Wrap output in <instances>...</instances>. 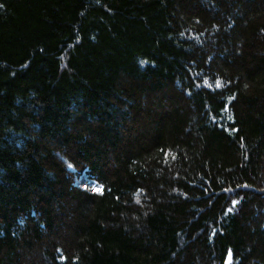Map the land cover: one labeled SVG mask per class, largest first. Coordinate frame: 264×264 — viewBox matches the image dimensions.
<instances>
[{"label":"trees","instance_id":"obj_1","mask_svg":"<svg viewBox=\"0 0 264 264\" xmlns=\"http://www.w3.org/2000/svg\"><path fill=\"white\" fill-rule=\"evenodd\" d=\"M0 264H264V0H0Z\"/></svg>","mask_w":264,"mask_h":264},{"label":"rangeland","instance_id":"obj_2","mask_svg":"<svg viewBox=\"0 0 264 264\" xmlns=\"http://www.w3.org/2000/svg\"><path fill=\"white\" fill-rule=\"evenodd\" d=\"M78 181H79L78 182L79 186L88 189L90 191L100 192L102 190V188L99 185H97L95 182L87 180L85 176H82Z\"/></svg>","mask_w":264,"mask_h":264},{"label":"snow or ice","instance_id":"obj_3","mask_svg":"<svg viewBox=\"0 0 264 264\" xmlns=\"http://www.w3.org/2000/svg\"><path fill=\"white\" fill-rule=\"evenodd\" d=\"M235 203H237L236 201H233V204H235ZM229 211H231V210H229Z\"/></svg>","mask_w":264,"mask_h":264}]
</instances>
